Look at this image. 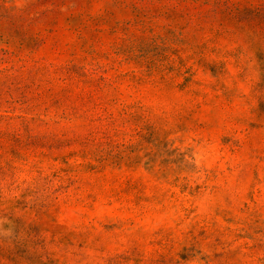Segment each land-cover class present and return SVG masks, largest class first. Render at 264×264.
Listing matches in <instances>:
<instances>
[{"label":"rangeland","instance_id":"rangeland-1","mask_svg":"<svg viewBox=\"0 0 264 264\" xmlns=\"http://www.w3.org/2000/svg\"><path fill=\"white\" fill-rule=\"evenodd\" d=\"M0 264H264V0H0Z\"/></svg>","mask_w":264,"mask_h":264}]
</instances>
